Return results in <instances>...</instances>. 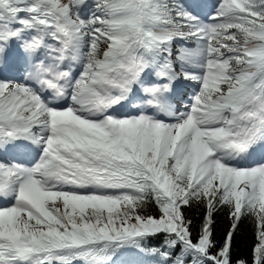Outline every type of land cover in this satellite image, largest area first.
<instances>
[{
	"label": "snow or ice",
	"instance_id": "obj_1",
	"mask_svg": "<svg viewBox=\"0 0 264 264\" xmlns=\"http://www.w3.org/2000/svg\"><path fill=\"white\" fill-rule=\"evenodd\" d=\"M0 66V264H264V0H0Z\"/></svg>",
	"mask_w": 264,
	"mask_h": 264
},
{
	"label": "trees",
	"instance_id": "obj_2",
	"mask_svg": "<svg viewBox=\"0 0 264 264\" xmlns=\"http://www.w3.org/2000/svg\"><path fill=\"white\" fill-rule=\"evenodd\" d=\"M202 208H193L188 210L187 215L193 221V230L195 231L201 223L203 217ZM230 221L226 214V210H220L215 214L214 233L217 242L223 240L225 233L228 231ZM256 226L250 218H245L237 230L233 241V258H244L248 264H252L253 255L252 247L256 243ZM161 241L153 239L152 247H159Z\"/></svg>",
	"mask_w": 264,
	"mask_h": 264
},
{
	"label": "rangeland",
	"instance_id": "obj_3",
	"mask_svg": "<svg viewBox=\"0 0 264 264\" xmlns=\"http://www.w3.org/2000/svg\"><path fill=\"white\" fill-rule=\"evenodd\" d=\"M193 1H194V2H198V1H195V0H193ZM200 1H201V0H200ZM215 1H216V0H215ZM202 2L204 3V4H202V5H205L206 2H207L208 4H211L212 2H214V0H203ZM189 3H193V2L190 1ZM201 10L204 11V12L206 11L205 8H202Z\"/></svg>",
	"mask_w": 264,
	"mask_h": 264
}]
</instances>
